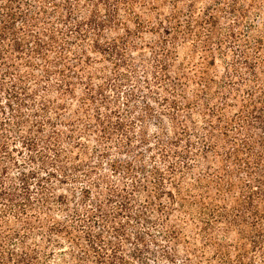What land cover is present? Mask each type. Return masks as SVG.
Returning a JSON list of instances; mask_svg holds the SVG:
<instances>
[{"label":"trees","instance_id":"trees-1","mask_svg":"<svg viewBox=\"0 0 264 264\" xmlns=\"http://www.w3.org/2000/svg\"><path fill=\"white\" fill-rule=\"evenodd\" d=\"M0 264H264V0H0Z\"/></svg>","mask_w":264,"mask_h":264}]
</instances>
